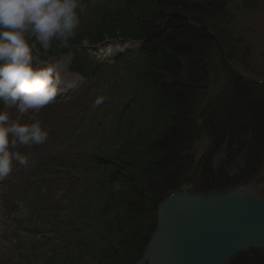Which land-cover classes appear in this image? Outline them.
<instances>
[{
    "label": "trees",
    "instance_id": "obj_1",
    "mask_svg": "<svg viewBox=\"0 0 264 264\" xmlns=\"http://www.w3.org/2000/svg\"><path fill=\"white\" fill-rule=\"evenodd\" d=\"M98 2L90 4L93 13L106 6L111 15L94 27L85 26L82 16L71 50L57 51L55 42L57 49L39 51L51 58L72 55L69 72L88 81L89 97L83 104L79 94L30 113L28 123L41 121L49 138L19 149L29 164H15L0 182V206L5 219L31 235L78 244H85L91 231L90 242H108L107 233L96 234L108 216H144L142 257L157 227L158 207L173 193L224 192L262 179L264 82L246 72L251 48L218 27L230 0ZM116 40L137 42L140 49L104 65L90 55L91 47ZM103 78L110 85L98 96L106 99L93 109L98 96L92 88L100 89ZM150 96L151 105L145 102ZM3 110L8 111L0 102ZM110 113L116 117L107 120ZM228 264H264V249L246 250Z\"/></svg>",
    "mask_w": 264,
    "mask_h": 264
},
{
    "label": "clouds",
    "instance_id": "obj_2",
    "mask_svg": "<svg viewBox=\"0 0 264 264\" xmlns=\"http://www.w3.org/2000/svg\"><path fill=\"white\" fill-rule=\"evenodd\" d=\"M86 14L82 0H0V102L18 114L12 119L7 110L0 111V180L15 164H29L20 148L42 145L49 138L41 121L24 123L19 117L53 103L67 78L59 64L38 66L35 54L49 52L54 42L71 50L70 41ZM105 99L98 96L92 108Z\"/></svg>",
    "mask_w": 264,
    "mask_h": 264
},
{
    "label": "rangeland",
    "instance_id": "obj_3",
    "mask_svg": "<svg viewBox=\"0 0 264 264\" xmlns=\"http://www.w3.org/2000/svg\"><path fill=\"white\" fill-rule=\"evenodd\" d=\"M89 1L90 4H93L97 1H99L98 3H101L106 0ZM90 4L88 2L85 4L87 13L85 15V26L94 27V24L98 26L100 24V21H98L99 18L103 19L106 18V16L111 15L106 12V6L94 14ZM119 8L121 7L119 6ZM111 12L113 14L117 11L116 9H113ZM131 13L133 14L134 10H131ZM125 18L131 19L130 15ZM118 25L120 26L122 24L119 23ZM220 26L226 30L225 32L233 34L235 38H241V40H243L251 48V69L246 72L249 74L248 77L253 80L264 82V0H230L227 12L219 20L218 27L220 28ZM80 36L85 38L86 35L80 33ZM83 48L84 47L81 49ZM52 49H57V47H53ZM59 49L60 47L57 51L61 50ZM57 55H61V52H55V56ZM39 57L36 53V63L43 61L46 63L55 62L57 64V61L47 59L46 54L39 55ZM238 69L239 71L242 70L239 67ZM131 72H129L128 75L131 76ZM132 77H134V75ZM102 80L100 89L97 90L92 88V94H95V97L100 95L101 91L106 92L108 90L110 84L106 82L104 78ZM87 85L89 84L87 83L84 87L82 82H80L78 87L79 90H75L74 92L75 95L81 94L80 98L84 99L83 104L85 103L86 98L89 97L87 89L91 85L88 86V88ZM136 86L142 94V88L138 85ZM136 86H134V88ZM109 91L110 93H114L111 90V87L109 88ZM75 95L68 99H73ZM111 98L112 100H117L118 96L112 95ZM150 98L152 99L151 96ZM145 100V102L149 105L154 103L153 99L150 101L145 98ZM137 104L138 103H136V105ZM43 109L40 111H43ZM8 111L12 119L18 118L15 109H8ZM54 111L58 112V110L55 109ZM136 113V117L141 119H144V117L146 118V115L142 112L136 111ZM129 114H131V112H129ZM32 117L33 114H28L23 117H19V119L21 122L28 123V120H31ZM115 117V113H110L107 116V120ZM141 119L137 120L138 125L142 124ZM161 122L162 121H160V123ZM150 124L155 125L154 127H156L157 130L160 127L159 122L155 124L154 119H152ZM143 147L144 146H141L140 148L141 153L143 152ZM91 150H94V147L91 148ZM128 159L133 160L131 157ZM138 162V160H134L133 163L137 166L134 170L137 174L140 171ZM115 186H117V184ZM245 190L248 194L264 201V174L261 180L256 182L253 186L245 188ZM112 198L114 200L113 196ZM15 208L16 207L13 206L12 210H15ZM116 214L118 215L119 213ZM121 215L122 218L120 217V219L117 218L116 220H114L112 216H108L106 221L97 226L98 231L96 234L103 232L104 234L107 233V236H109L110 240L106 242H110L108 245L105 242H90L93 237L92 231L88 233L90 236L88 239H85V244H78L81 242L72 238L69 241H61V238L52 239L51 236L47 234L43 238L40 235H31L20 228L15 221L11 222L10 220L5 219L2 213V208L0 207V264H132V261L140 259V255L143 251V238L145 237L143 233V226L145 224V217H136L134 214L128 217L127 215L124 216V213ZM121 215L119 214V216ZM12 216L15 218L16 213H13ZM112 222L114 223L111 226L115 228L108 227L106 224ZM40 244H42V246ZM139 261L140 260L137 262Z\"/></svg>",
    "mask_w": 264,
    "mask_h": 264
},
{
    "label": "water",
    "instance_id": "obj_4",
    "mask_svg": "<svg viewBox=\"0 0 264 264\" xmlns=\"http://www.w3.org/2000/svg\"><path fill=\"white\" fill-rule=\"evenodd\" d=\"M250 249H264V201L242 187L175 192L160 203L156 230L135 264H228Z\"/></svg>",
    "mask_w": 264,
    "mask_h": 264
},
{
    "label": "bare ground",
    "instance_id": "obj_5",
    "mask_svg": "<svg viewBox=\"0 0 264 264\" xmlns=\"http://www.w3.org/2000/svg\"><path fill=\"white\" fill-rule=\"evenodd\" d=\"M221 28H222V26H220ZM135 43H137V42H135ZM134 43V44H135ZM137 45V44H136ZM138 48H139V46H137ZM92 48V47H91ZM128 48V47H127ZM129 48H136L133 44H131L130 45V47ZM95 60H97V56H94L93 57ZM68 59H69V57H63V59H62V63H61V61L59 62V65L60 66H62V68L64 69V70H66L67 71V67H66V63L68 62ZM60 60H61V58H60ZM63 62H64V65H63ZM52 64H56L55 62H52ZM64 84H66V85H68V86H70V87H75V86H77V85H79V79L77 78V77H74V76H70L68 79H66L65 80V83ZM59 94H61L62 92H61V90H59V92H58Z\"/></svg>",
    "mask_w": 264,
    "mask_h": 264
}]
</instances>
